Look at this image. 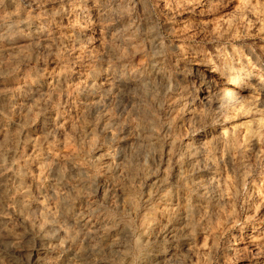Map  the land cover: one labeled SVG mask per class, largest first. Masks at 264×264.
<instances>
[{
	"label": "clouds",
	"instance_id": "9594fccd",
	"mask_svg": "<svg viewBox=\"0 0 264 264\" xmlns=\"http://www.w3.org/2000/svg\"><path fill=\"white\" fill-rule=\"evenodd\" d=\"M0 264H264V0H0Z\"/></svg>",
	"mask_w": 264,
	"mask_h": 264
}]
</instances>
